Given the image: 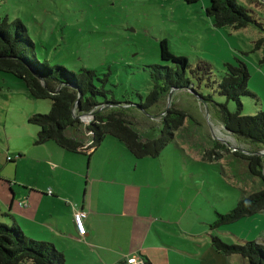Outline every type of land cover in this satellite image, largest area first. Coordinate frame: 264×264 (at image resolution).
Listing matches in <instances>:
<instances>
[{
    "label": "rangeland",
    "instance_id": "374dc122",
    "mask_svg": "<svg viewBox=\"0 0 264 264\" xmlns=\"http://www.w3.org/2000/svg\"><path fill=\"white\" fill-rule=\"evenodd\" d=\"M237 1L253 19L246 28L216 27L214 18L207 14L209 0L194 5L186 0H0V20H21L41 60L77 73L96 71V84H105L107 91V97L100 95L97 101L115 99L119 111L132 120L143 139L159 136L168 109L187 115L183 128L159 159L148 161L151 165L145 171L160 184L163 205L159 214L164 220L157 225L168 235L164 242L192 253L189 260L193 264H218L222 260L246 264L239 256L213 252V237L227 244H241L239 240L264 244V212L229 226L213 227L219 215L228 214L243 198L264 188L263 181L248 172V163L242 157L263 152L259 156L264 158V151L227 132L215 105L200 98L211 96L215 104L227 105L231 113H236L238 104L221 94L220 83L229 66L243 63L250 75L249 89L256 97L242 98L241 113L254 116L264 112V0ZM162 40L169 42L173 53L187 59L186 78L194 91L178 90L171 98V92L163 95L146 114L124 103L139 105L150 95L156 79L152 66L174 67L175 63L162 60ZM51 109V100L36 99L23 80L0 72V165L4 164L11 175L17 166L19 177H24L34 165L20 163L18 152L23 158L50 154V145L35 143L39 128L29 119L36 114L49 115ZM93 117L80 119L88 124ZM133 118L142 122L141 126ZM77 131L87 135L83 126ZM234 148L239 154L232 152ZM8 158L16 165H8ZM9 185L0 181V195ZM2 220L14 225L12 219ZM185 233L191 236L186 238ZM122 234L126 236L125 231ZM120 241L108 245L116 251H130L132 244ZM57 250H61L59 245ZM136 253L129 254L126 261ZM66 261L72 262L69 254ZM80 264H100V259L82 260ZM157 264L186 263L179 255Z\"/></svg>",
    "mask_w": 264,
    "mask_h": 264
},
{
    "label": "trees",
    "instance_id": "16d2710c",
    "mask_svg": "<svg viewBox=\"0 0 264 264\" xmlns=\"http://www.w3.org/2000/svg\"><path fill=\"white\" fill-rule=\"evenodd\" d=\"M201 0H186L190 5ZM207 14L215 20V26L223 28L231 26L235 29L246 28L253 22L248 11L237 0H209ZM162 60L172 62L174 67L152 66L155 72L154 89L144 102L134 105L124 103L128 107H137L144 113L157 105L163 95L173 90L190 89L186 78L188 61L172 52L169 42H160ZM0 72L10 73L23 80L33 97L38 100H51L52 109L49 115L36 114L29 123L39 128L37 145L54 142L71 153H86L84 144L77 137L69 135L70 129L79 130L85 127L92 138L91 150L96 151L107 136L117 139L125 145L132 155L139 159H156L175 138V133L183 128L187 115L171 108L163 118L159 136L155 139H143L141 133L134 128L132 120L117 108L119 103L106 101L99 103L97 97H107L105 84H96L98 74L94 70L74 72L68 68L41 60L37 55L36 44L31 39L25 24L17 19L10 21L7 17L0 20ZM45 82L46 87L41 83ZM159 79V80H158ZM163 81V85H160ZM250 75L245 64L229 66V72L220 83V92L238 104V111L231 113L227 105L215 104L211 96H200L207 104H214L221 122L230 134L256 144L264 151V112L254 116L241 113L244 97H256L249 89ZM102 81V80H101ZM108 81L103 80V82ZM62 87L58 93L56 90ZM194 91L193 89H190ZM94 112L89 124H85L80 116ZM133 120L136 121L135 118ZM137 122V121H136ZM141 126L142 122H137ZM70 133V132H69ZM235 154H239L236 152ZM242 157L248 163V172L264 183V158L259 155ZM11 162V160H10ZM264 212V188L243 198L226 215H219L213 227H224L237 223L247 217ZM7 217L14 221H0V264H66L65 255L49 243L28 237L15 222L9 212L0 211V218ZM241 244H227L219 237H213L212 249L221 256H239L246 264H264V244L240 241ZM146 264H151L149 261Z\"/></svg>",
    "mask_w": 264,
    "mask_h": 264
},
{
    "label": "crops",
    "instance_id": "0c3cea01",
    "mask_svg": "<svg viewBox=\"0 0 264 264\" xmlns=\"http://www.w3.org/2000/svg\"><path fill=\"white\" fill-rule=\"evenodd\" d=\"M70 134L84 146L92 144L88 132L86 136L77 130ZM44 145H50V154L23 158V153L18 152L20 163H34V171L31 167L24 177H19L17 166L11 175L4 164L0 165V181L10 183L0 195V209L12 214L28 237L52 243L56 248L59 245L66 259L70 255L71 264L94 262L97 257L100 264H126V258L134 252L151 264L168 262L179 255L186 264H193L189 260L193 254L166 244L164 237L168 235L157 225L164 220L159 214L163 205L160 184L145 171L151 165L148 161L155 159L135 158L124 144L110 136L96 151L86 153L68 152L54 142ZM7 163L16 165L9 158ZM49 191L53 194L49 195ZM79 210L88 213V233L84 238L77 233L73 221L74 212ZM145 210L151 211L144 214ZM120 240L132 244L130 251H116L108 245L122 243Z\"/></svg>",
    "mask_w": 264,
    "mask_h": 264
},
{
    "label": "built area",
    "instance_id": "2783aa9c",
    "mask_svg": "<svg viewBox=\"0 0 264 264\" xmlns=\"http://www.w3.org/2000/svg\"><path fill=\"white\" fill-rule=\"evenodd\" d=\"M82 116L83 118L85 117L84 114L81 115L80 117ZM83 150L91 151L90 145L84 146ZM232 152L236 153L238 152V150L234 148ZM9 161H10V158H9ZM48 193L49 195L53 194L52 191H49ZM87 217H88V213L83 210L75 211L73 214V221H74L75 229L81 238H84L88 233L87 226H86ZM126 264H146V261L142 258L140 254L136 253L135 255L130 256L128 258V260L126 261Z\"/></svg>",
    "mask_w": 264,
    "mask_h": 264
},
{
    "label": "water",
    "instance_id": "95a60500",
    "mask_svg": "<svg viewBox=\"0 0 264 264\" xmlns=\"http://www.w3.org/2000/svg\"><path fill=\"white\" fill-rule=\"evenodd\" d=\"M41 83H42V85L44 86V87H46V84H45V82L41 79ZM61 86L56 90V92H54L55 94L56 93H58L60 90H61ZM177 90H173L172 92H171V96H170V98L172 97V95L176 92ZM171 100V99H170ZM171 106V104H169V107ZM169 110V109H168ZM95 115V113L94 112H91V113H86V114H84V116L85 117H91V116H94ZM211 123V125L213 124V122L211 121L210 122ZM261 154H263V152H259L258 153V155H261Z\"/></svg>",
    "mask_w": 264,
    "mask_h": 264
}]
</instances>
